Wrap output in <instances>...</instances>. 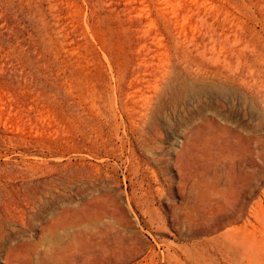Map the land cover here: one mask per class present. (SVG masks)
<instances>
[{"label":"rangeland","instance_id":"1","mask_svg":"<svg viewBox=\"0 0 264 264\" xmlns=\"http://www.w3.org/2000/svg\"><path fill=\"white\" fill-rule=\"evenodd\" d=\"M0 264H264V0H0Z\"/></svg>","mask_w":264,"mask_h":264}]
</instances>
